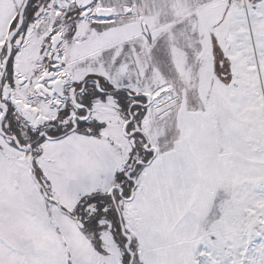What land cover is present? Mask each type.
<instances>
[{"label": "snow or ice", "instance_id": "snow-or-ice-1", "mask_svg": "<svg viewBox=\"0 0 264 264\" xmlns=\"http://www.w3.org/2000/svg\"><path fill=\"white\" fill-rule=\"evenodd\" d=\"M0 264H264V0H0Z\"/></svg>", "mask_w": 264, "mask_h": 264}]
</instances>
